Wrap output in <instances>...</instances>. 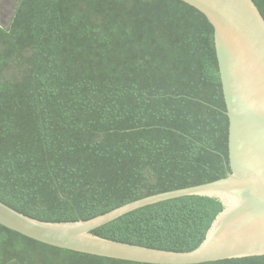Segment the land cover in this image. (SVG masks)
I'll return each instance as SVG.
<instances>
[{
  "label": "trees",
  "instance_id": "16d2710c",
  "mask_svg": "<svg viewBox=\"0 0 264 264\" xmlns=\"http://www.w3.org/2000/svg\"><path fill=\"white\" fill-rule=\"evenodd\" d=\"M264 17V0H253ZM15 0H3L7 25ZM214 27L182 0H22L0 25V201L77 222L227 176ZM224 205L185 195L93 234L192 251ZM0 264H153L52 246L0 224ZM197 264H264V255Z\"/></svg>",
  "mask_w": 264,
  "mask_h": 264
},
{
  "label": "water",
  "instance_id": "95a60500",
  "mask_svg": "<svg viewBox=\"0 0 264 264\" xmlns=\"http://www.w3.org/2000/svg\"><path fill=\"white\" fill-rule=\"evenodd\" d=\"M214 27L219 71L227 105L231 171L214 181L161 192L77 222H45L0 201V224L25 236L77 252L153 264H197L264 255V17L253 0H182ZM22 0L9 11L10 30ZM0 0V16L4 14ZM1 18V17H0ZM185 195L218 197L223 210L204 241L192 251L130 244L92 233L139 207Z\"/></svg>",
  "mask_w": 264,
  "mask_h": 264
}]
</instances>
